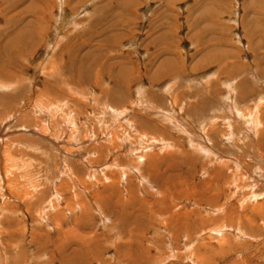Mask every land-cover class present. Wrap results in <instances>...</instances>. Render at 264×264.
I'll list each match as a JSON object with an SVG mask.
<instances>
[{
	"label": "rangeland",
	"instance_id": "obj_1",
	"mask_svg": "<svg viewBox=\"0 0 264 264\" xmlns=\"http://www.w3.org/2000/svg\"><path fill=\"white\" fill-rule=\"evenodd\" d=\"M53 2L0 0V264H264V0Z\"/></svg>",
	"mask_w": 264,
	"mask_h": 264
},
{
	"label": "bare ground",
	"instance_id": "obj_2",
	"mask_svg": "<svg viewBox=\"0 0 264 264\" xmlns=\"http://www.w3.org/2000/svg\"><path fill=\"white\" fill-rule=\"evenodd\" d=\"M60 1V0H59ZM42 4V3H41ZM44 5V4H43ZM54 5V2H53V0H48V3H45V5H44V8L42 9V12H41V15H33V16H31V17H33V20H34V23H33V25L36 27V29L37 30H35L33 33L34 34H36L37 36H41V34L43 33L42 31L44 30V28L45 27H47V22H49V20H50V18L51 17H49L48 18V15H50V16H52L51 15V11L53 10L52 8L55 6H53ZM60 5H62V6H60V8L61 9H63L64 7H65V5H66V2H64V3H61ZM26 7V6H25ZM58 9V8H57ZM56 9V10H57ZM36 10V9H35ZM83 10V9H82ZM19 12V11H18ZM53 12V11H52ZM28 13V12H27ZM35 13V12H34ZM53 14V13H52ZM55 14V13H54ZM73 14V13H72ZM76 14V13H75ZM111 14V13H110ZM65 15H67V14H65ZM23 16V15H22ZM70 17H71V15H69ZM55 17H53V19H54ZM57 18V17H56ZM56 18L54 19L55 21H56ZM73 18V17H72ZM19 19V18H18ZM68 19H70V18H68ZM14 20H15V18H14ZM27 20V19H26ZM48 20V21H47ZM9 21V20H8ZM8 21L6 22V23H8ZM32 21V20H31ZM23 22V21H22ZM28 22V21H27ZM30 22V21H29ZM72 23H73V21H71ZM16 23V22H15ZM19 23V22H18ZM25 23V22H24ZM55 23V22H54ZM57 24V23H56ZM66 24H67V21H66V17L65 18H63V14H62V18L60 19V27L61 28H64L65 26H66ZM74 24V23H73ZM80 24V23H79ZM78 25V24H77ZM20 26V25H19ZM24 26V25H23ZM57 26V25H56ZM112 26V25H111ZM110 26V27H111ZM25 27V26H24ZM34 27V28H35ZM58 28H59V26H58ZM20 29H22V28H20ZM32 29V28H31ZM65 29V28H64ZM4 30V29H3ZM26 30V29H25ZM30 30V29H29ZM46 30V29H45ZM67 30V29H66ZM111 30V29H110ZM21 31V30H20ZM31 32V31H30ZM65 32V31H64ZM13 35V34H12ZM16 35V34H15ZM42 35H44V34H42ZM46 35V34H45ZM107 36H109V35H107ZM40 39V38H39ZM42 39V38H41ZM19 40H21V39H19ZM32 40V39H31ZM110 40V39H109ZM18 41V40H17ZM36 41V40H35ZM8 42V41H7ZM4 43H5V41H4ZM37 43V42H36ZM40 43V42H39ZM98 44H99V42H97ZM20 44H22V43H20ZM30 44V43H29ZM102 44V43H101ZM27 45V44H26ZM32 45V44H31ZM38 44H36V46H37ZM104 45V44H103ZM16 46H17V44H16ZM20 46V45H19ZM21 46H23V45H21ZM102 46V45H101ZM100 46V47H101ZM18 47V46H17ZM57 47V46H56ZM55 47V48H56ZM105 47V46H104ZM0 48H1V46H0ZM98 48V47H97ZM25 49V48H24ZM102 49V48H101ZM32 50H33V48H32ZM55 50V49H54ZM24 51V50H23ZM92 52H93V50H91ZM95 51V50H94ZM105 51V50H104ZM61 52V51H60ZM77 52V51H76ZM75 52V53H76ZM106 52V51H105ZM158 52V51H157ZM74 53V52H73ZM101 53H103V52H101ZM87 54V53H86ZM157 54V53H156ZM19 55H20V53H19ZM25 55V54H24ZM27 55V54H26ZM28 56V55H27ZM96 56V55H95ZM94 56V57H95ZM59 57V56H58ZM91 56H89V58H90ZM74 58V57H73ZM103 58V57H102ZM65 60V59H64ZM69 60V59H68ZM71 60H73V59H71ZM70 60V63L72 62ZM78 60V59H77ZM105 60V59H104ZM164 60V59H163ZM17 61V60H16ZM60 61H62V60H60ZM74 62H76L75 60H74ZM82 62V61H81ZM86 62V61H85ZM88 62V61H87ZM102 62V61H101ZM1 63V62H0ZM78 63H79V61H78ZM96 63V62H95ZM84 64H86V63H84ZM88 64V63H87ZM86 64V65H87ZM98 64H99V62H98ZM98 64H97V66H98ZM60 65V64H59ZM71 65V64H70ZM69 65V66H70ZM73 66H74V64H72ZM79 65V64H78ZM168 65V64H167ZM173 65V64H172ZM68 66V65H67ZM75 66H76V64H75ZM90 66V65H89ZM95 66V65H94ZM105 66H106V64H105ZM126 65H124L123 67H125ZM130 66V65H129ZM128 66V67H129ZM64 67H65V65H64ZM93 67V66H92ZM106 67H108V66H106ZM127 67V66H126ZM169 67H170V65H169ZM60 68H61V65H60ZM67 68V67H66ZM75 68V67H74ZM74 68L72 69V71L74 72ZM86 68V67H85ZM109 68H110V66H109ZM121 68V67H120ZM58 69V68H57ZM75 69H77V68H75ZM91 69V68H90ZM93 69V68H92ZM117 69V68H116ZM127 69V68H126ZM130 69V68H129ZM160 69H161V66H160ZM87 70H89V68L87 69ZM97 70V69H96ZM101 70V69H100ZM59 71V70H58ZM99 71V70H98ZM115 71V70H114ZM129 71H131V70H128V72ZM158 71V70H157ZM160 71H162V70H160ZM169 71H170V69H169ZM177 71V70H176ZM77 72V71H76ZM86 72V71H85ZM89 72V71H88ZM102 72V71H101ZM168 72V71H167ZM75 73V72H74ZM107 73V72H106ZM105 73V74H106ZM121 73V72H120ZM130 73V72H129ZM159 73V72H158ZM157 73V74H158ZM55 74H56V70H55ZM89 74H90V72H89ZM93 73L91 72V74H90V76L92 75ZM94 74H96V71H95V73ZM99 74V73H98ZM108 74V73H107ZM171 74H173V72H171ZM57 75V74H56ZM59 75V74H58ZM75 75V74H74ZM126 75V74H125ZM205 75V74H204ZM55 76V75H54ZM82 76V75H81ZM87 76V75H86ZM103 76V75H102ZM57 77V76H56ZM59 77V76H58ZM88 77V76H87ZM124 77V76H123ZM127 77H131V76H128L127 75ZM204 77V76H203ZM60 78V77H59ZM89 78V77H88ZM101 78H103V77H101ZM3 79V78H2ZM2 79H0V81H2ZM56 79V78H55ZM81 80L83 79V78H80ZM95 79H96V81L98 80L97 79V77H95ZM132 79V78H131ZM7 80V79H6ZM60 80V79H59ZM70 80H71V78H70ZM84 80H85V78H84ZM100 80V79H99ZM95 81V82H96ZM131 81V80H130ZM232 81V80H231ZM76 82V81H75ZM87 82H89V80L87 81ZM4 83V82H3ZM3 83H2V85H3ZM85 83V82H84ZM111 83V82H110ZM126 83H129V82H127L126 81ZM172 83V82H171ZM6 85H8V84H6ZM68 85V84H67ZM117 85V84H116ZM171 85V84H170ZM122 86V85H121ZM128 87V86H127ZM228 87V86H227ZM101 88H102V86H101ZM168 88H169V86H168ZM190 88V87H189ZM128 89V88H127ZM167 90H169V89H167ZM170 91V90H169ZM176 91V90H175ZM141 92V91H140ZM137 93H139V92H137ZM169 93V92H168ZM113 94V93H112ZM165 94V93H164ZM170 94V93H169ZM175 94V93H174ZM110 95H111V93H110ZM168 95V94H167ZM106 96V95H105ZM120 96L122 97V95L120 94ZM172 96V95H171ZM226 96V95H225ZM102 97V96H101ZM169 97V96H168ZM167 97V98H168ZM191 97V96H190ZM99 98V97H98ZM105 98V97H104ZM172 98V97H171ZM94 99H96V98H94ZM114 99V98H113ZM99 100V99H98ZM143 100V99H142ZM41 101V100H40ZM113 101V100H112ZM111 101V102H112ZM138 101V100H137ZM86 102V101H85ZM51 103V102H50ZM49 103V104H50ZM97 103V102H96ZM116 103V102H115ZM36 104V103H35ZM46 104V103H45ZM99 104V103H98ZM113 104V103H112ZM172 104H173V102H172ZM175 104V103H174ZM40 105H42V104H40ZM51 105H52V103H51ZM51 105H49V107H51ZM144 105V104H143ZM233 105H234V103H233ZM45 106V105H44ZM84 106H85V104H84ZM46 107V106H45ZM173 108H174V105L172 106ZM53 108V107H52ZM169 108H171L170 106H169ZM180 108V107H179ZM179 108H178V110H179ZM236 107L234 106V108L233 109H235ZM56 109V108H55ZM172 109V108H171ZM46 110V109H45ZM49 110V109H48ZM103 110V109H102ZM116 110V109H115ZM173 110V109H172ZM177 110V109H176ZM51 111V110H50ZM117 111V110H116ZM116 111H114V112H116ZM151 111V110H150ZM64 112V111H63ZM97 112V111H96ZM113 112V111H112ZM121 112V111H120ZM123 112V111H122ZM221 112V111H220ZM92 113V112H91ZM117 113V112H116ZM155 113V112H154ZM159 113V112H158ZM157 113V114H158ZM174 113V112H173ZM98 114V113H97ZM119 113H117V115H118ZM113 116H115V115H113ZM123 116H124V113H123ZM165 116V115H164ZM53 117H54V115H53ZM117 117V116H116ZM248 117H250V118H252V113L250 112V115L248 114ZM117 119V118H116ZM90 121H92V120H90ZM214 121V120H213ZM49 123V122H48ZM67 124H68V122H66ZM206 123V122H205ZM254 120L253 119H250L249 121H248V124L251 126V128L253 127V125H254ZM74 124H76V123H74ZM202 124V123H201ZM42 126V125H41ZM199 127V126H198ZM48 128V127H47ZM77 128V127H76ZM37 129V128H36ZM253 129V128H252ZM62 130V129H61ZM197 131H199V129H196ZM75 131V130H74ZM46 132V131H45ZM202 134V133H201ZM200 134V135H201ZM204 135V134H203ZM191 136V135H190ZM205 136V135H204ZM203 136V137H204ZM113 137V136H112ZM196 137V136H195ZM115 138L116 137H114V140H115ZM206 138V137H205ZM118 139V138H117ZM123 139V137H121V139H119L121 142H122V144L127 148V146L129 145L128 143H126V142H129L128 140H127V138L126 139H124V140H122ZM142 139V138H141ZM146 139V138H145ZM147 139H149V138H147ZM154 139V138H153ZM197 139V138H196ZM196 139H194V141H196V143H197V140ZM203 139V138H202ZM114 140L112 139V141H113V143H114ZM150 140V139H149ZM157 140V139H156ZM206 140V139H205ZM199 141V140H198ZM202 141V140H201ZM207 141V140H206ZM136 142H138V141H136ZM161 142V141H160ZM120 143V142H119ZM118 143V144H119ZM130 143V142H129ZM139 143V142H138ZM162 143V142H161ZM201 143V142H200ZM131 144V143H130ZM194 144V143H193ZM207 144H208V142H207ZM121 145V144H120ZM149 145V144H148ZM162 145H163V143H162ZM165 145V144H164ZM134 146V145H133ZM140 146V145H139ZM150 146V145H149ZM151 146H153L152 144H151ZM154 146H158V142L156 141L155 142V144H154ZM60 147V146H59ZM121 147H123V146H121ZM163 147V146H162ZM166 147V146H165ZM125 148V149H126ZM131 148H132V146H131ZM130 148V149H131ZM124 149V150H125ZM62 150V149H61ZM116 150V149H115ZM64 151V150H63ZM130 151H133V149H131ZM152 152V151H151ZM112 153V152H111ZM5 155V154H4ZM13 155V154H12ZM104 155V154H103ZM8 156V155H7ZM66 156V155H65ZM10 157V156H9ZM8 158V157H7ZM147 159V158H146ZM6 160V159H5ZM152 162V161H151ZM13 163V162H12ZM87 164V163H86ZM89 165V164H88ZM3 167V166H2ZM9 169V168H8ZM84 170V169H83ZM127 170V169H126ZM7 172V171H6ZM63 172V171H62ZM62 172H60V173H62ZM72 173V172H71ZM70 173V174H71ZM74 173H75V171H74ZM122 174V173H121ZM77 175V174H76ZM83 176V175H82ZM122 177V176H121ZM125 177V176H124ZM77 178V177H76ZM83 178V177H82ZM75 179V178H74ZM138 179V178H137ZM79 180V179H78ZM60 181H62L61 179H60ZM111 181V180H110ZM126 182V181H125ZM62 183V182H61ZM78 183V182H77ZM81 183V182H80ZM83 183V182H82ZM108 183V182H107ZM63 184V183H62ZM79 184V183H78ZM17 185V184H16ZM61 185V184H60ZM95 185V184H94ZM61 186H63V185H61ZM104 186H106V185H104ZM102 187V186H101ZM62 189L61 187H58V189ZM64 188V187H63ZM84 188V187H83ZM101 189V188H100ZM56 190V189H55ZM14 191V190H13ZM59 191V190H58ZM61 191V190H60ZM13 193V192H12ZM23 193V192H22ZM53 193V192H52ZM179 193V192H178ZM26 194V193H25ZM89 194H91V192L89 193ZM95 194V193H94ZM71 195V194H70ZM254 195V194H253ZM56 196V195H55ZM4 197V196H3ZM22 197V196H21ZM32 197V196H31ZM72 197V196H71ZM78 197V196H77ZM186 197V196H185ZM57 198V197H56ZM59 198L60 197H58V201H59ZM133 198V197H132ZM1 199V198H0ZM4 199V198H3ZM50 199V198H49ZM194 199V198H193ZM13 200H14V198H13ZM62 200V199H61ZM66 200V199H65ZM68 200H70V199H68ZM255 200V198H253V200L252 199H250L249 200V202L248 203H252L253 201ZM20 201V200H19ZM24 203L26 204V202H27V200H25L24 199ZM76 201H80V200H76ZM75 201V202H76ZM118 201V200H117ZM52 202V201H51ZM53 202H54V200H53ZM52 202V203H53ZM65 202V201H64ZM80 202H82V199H81V201ZM48 203V202H47ZM70 203V202H69ZM76 203H78V202H76ZM55 204H56V200H55ZM67 204V203H66ZM79 204V203H78ZM81 204H83V203H81ZM49 205L51 206V203H49ZM48 205V206H49ZM57 205V204H56ZM64 205V204H63ZM52 206H55V205H52ZM73 206V205H72ZM60 207V206H59ZM69 207H71L70 206V204H69ZM81 207V206H80ZM50 209L49 210H51L52 208L51 207H49ZM57 208V207H56ZM66 208V207H65ZM74 208V207H73ZM82 208V207H81ZM4 209V208H3ZM71 209H72V207H71ZM76 209V208H75ZM78 209H80V208H78ZM84 209H85V207H84ZM252 209L253 210H256L257 211V213H263L264 214V204H260V205H258L257 204V206H253L252 207ZM262 209V210H261ZM43 210H45V209H43ZM48 210V211H49ZM69 210V209H68ZM42 211V210H41ZM59 211V210H58ZM51 212V211H50ZM49 212V213H50ZM55 212V211H54ZM54 212H51V213H54ZM71 213L73 212V211H70ZM100 214V213H99ZM183 215H187L186 213L185 214H183ZM58 216H60V215H58ZM52 217H53V215H52ZM187 217V216H186ZM54 218V217H53ZM56 219V218H55ZM243 219H245V221L248 223V227L249 228H251V227H253V223H252V221H251V219L249 218V217H244ZM52 220H54V219H52ZM107 220V219H106ZM236 220V219H235ZM227 221V220H226ZM55 221H53V223H54ZM239 223V222H238ZM57 224V223H56ZM230 225V224H229ZM232 225V224H231ZM223 226V225H222ZM225 226V225H224ZM60 227V226H59ZM229 227V226H228ZM237 227V226H236ZM260 227V226H259ZM219 230V233L221 232L220 231V229L219 228H217V229H213V231H218ZM223 230V229H222ZM234 230H235V228H234ZM72 231V230H71ZM248 231V230H247ZM73 232V231H72ZM239 232V231H238ZM216 233V232H215ZM63 234V233H62ZM71 234V233H70ZM75 234V233H74ZM220 235V234H219ZM61 236V235H60ZM78 236V235H77ZM58 237V236H57ZM78 239L80 238V237H77ZM77 238H75V239H77ZM84 239H86L85 237H83ZM256 238V237H255ZM77 239V240H78ZM59 240V239H58ZM225 240V239H224ZM260 240V239H259ZM61 241V240H60ZM85 241V240H84ZM221 241H223V240H221ZM65 242V241H64ZM79 242V241H78ZM219 242V241H218ZM224 242H226V240L224 241ZM68 243H69V241H68ZM83 243H85V242H83ZM63 244H65V243H63ZM222 244H224V243H222ZM221 244V245H222ZM226 244V243H225ZM224 244V245H225ZM61 245V244H60ZM66 245V244H65ZM228 246V245H227ZM81 247H82V245H81ZM229 247V246H228ZM220 251V250H219ZM226 251V250H225ZM221 252V251H220ZM212 262H214V261H212ZM197 264V263H196ZM204 264V263H203Z\"/></svg>",
	"mask_w": 264,
	"mask_h": 264
}]
</instances>
